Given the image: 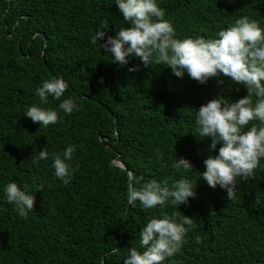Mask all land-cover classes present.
Masks as SVG:
<instances>
[{
  "label": "trees",
  "instance_id": "trees-1",
  "mask_svg": "<svg viewBox=\"0 0 264 264\" xmlns=\"http://www.w3.org/2000/svg\"><path fill=\"white\" fill-rule=\"evenodd\" d=\"M160 7L180 38L213 37L244 15L264 27V0H160ZM105 26L107 35L94 43ZM122 26L128 22L115 0H0V264H124L127 248L139 247L141 227L173 212L190 223L165 264H264V167L238 182L232 200L193 171L196 196L185 204L129 205V171L137 188L185 175L173 167L181 157L204 171L211 140L195 135L194 109L218 94L235 101L247 89L228 77L221 84L177 78L135 56L118 66L100 44ZM133 66L138 70L129 72ZM53 76H63L64 96L79 108L65 114L48 97L41 106L60 118L40 127L23 113L39 103L35 89ZM68 144L76 151L64 184L51 154ZM45 147L49 158L37 161ZM10 181L34 193L33 212L22 217L3 199Z\"/></svg>",
  "mask_w": 264,
  "mask_h": 264
},
{
  "label": "clouds",
  "instance_id": "clouds-1",
  "mask_svg": "<svg viewBox=\"0 0 264 264\" xmlns=\"http://www.w3.org/2000/svg\"><path fill=\"white\" fill-rule=\"evenodd\" d=\"M115 4L128 26L108 35L102 45L99 43L113 63L125 66L135 56L144 66H165L177 78L187 75L201 84L217 78L221 84L224 81L219 78L228 77L230 84L247 89V95L235 101L218 94L198 110L194 109L195 135L200 140H211L209 155L203 160L204 171L196 170L190 160L181 157L174 160L173 167L185 175L170 185L167 181L150 180L138 188L134 173L129 171V205L139 201L145 209H155L185 204L196 196L198 181L194 184L188 175L193 171H198L199 179L213 189L219 186L225 190L232 200L238 182L254 177L256 169L264 167V27L244 15L213 37L180 38L172 22L165 18L160 0H115ZM108 28L98 29L93 42L103 39ZM138 68L133 66L128 70ZM67 86L63 76L43 80L35 89L39 103L26 106L23 115L38 122L40 127L57 123L60 118L57 109L41 106L48 103V97L60 101L59 110L72 114L79 105L71 96H64ZM217 145H220L218 154L213 155ZM75 151L76 146L68 144L62 154H51L54 176L64 184L72 179L68 162ZM49 156L45 147L39 150L36 160H47ZM3 199L22 217L33 212L35 195L27 185L8 182L3 187ZM188 223L190 218L178 219L176 212L151 217L139 231V247L127 248L124 264H165L182 247ZM197 242H201L199 237Z\"/></svg>",
  "mask_w": 264,
  "mask_h": 264
},
{
  "label": "water",
  "instance_id": "water-1",
  "mask_svg": "<svg viewBox=\"0 0 264 264\" xmlns=\"http://www.w3.org/2000/svg\"><path fill=\"white\" fill-rule=\"evenodd\" d=\"M113 163H115V164H119V165H121V166H123V167H126L125 166V164L124 163H122L120 160H113Z\"/></svg>",
  "mask_w": 264,
  "mask_h": 264
}]
</instances>
